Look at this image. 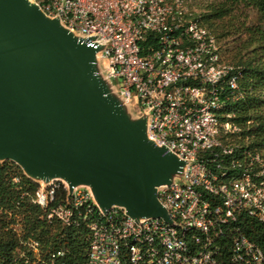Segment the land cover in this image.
<instances>
[{
    "label": "built area",
    "instance_id": "built-area-1",
    "mask_svg": "<svg viewBox=\"0 0 264 264\" xmlns=\"http://www.w3.org/2000/svg\"><path fill=\"white\" fill-rule=\"evenodd\" d=\"M28 2L98 48L110 94L133 121L147 118L148 139L184 163L158 188L168 221L118 206L105 213L89 186L24 173L37 184L31 202L41 221L87 239L84 264H264V159L223 140L241 132L227 112L241 99V71L186 0ZM21 219L9 223L19 236ZM9 264L70 263L65 249L29 236Z\"/></svg>",
    "mask_w": 264,
    "mask_h": 264
},
{
    "label": "water",
    "instance_id": "water-1",
    "mask_svg": "<svg viewBox=\"0 0 264 264\" xmlns=\"http://www.w3.org/2000/svg\"><path fill=\"white\" fill-rule=\"evenodd\" d=\"M98 51L28 0H0V161L35 180L89 186L105 213L168 221L158 188L184 163L110 94Z\"/></svg>",
    "mask_w": 264,
    "mask_h": 264
},
{
    "label": "trees",
    "instance_id": "trees-1",
    "mask_svg": "<svg viewBox=\"0 0 264 264\" xmlns=\"http://www.w3.org/2000/svg\"><path fill=\"white\" fill-rule=\"evenodd\" d=\"M186 5L203 26L214 32L220 45L222 40L232 36L230 30L235 28L234 22L238 18L235 13L240 7L251 8L264 18V0H216L205 14L193 11L187 1ZM236 31V34L245 33L248 40L231 53L233 65L241 71V99L231 102L227 112L233 114L231 121L241 132L232 135L230 141L225 137L223 140L239 152L259 154L264 159V29L243 24ZM36 190L37 184L16 163L0 161V264H9L20 248L21 238L29 236L41 239L46 250L65 249L70 264H84L87 239L80 237L74 229L60 224L48 227L41 221L42 210L31 202ZM10 215L13 216L11 221L16 216L22 218V236L9 228Z\"/></svg>",
    "mask_w": 264,
    "mask_h": 264
},
{
    "label": "rangeland",
    "instance_id": "rangeland-1",
    "mask_svg": "<svg viewBox=\"0 0 264 264\" xmlns=\"http://www.w3.org/2000/svg\"><path fill=\"white\" fill-rule=\"evenodd\" d=\"M188 5L198 14H205L207 12V8L214 3L216 0H186ZM238 17L234 22L235 28L230 30L233 34L231 37L224 39L221 41V48L223 51V57L229 63L232 62L231 53L234 49L241 47L247 40L248 36L245 33L236 34V29L240 28L243 24H246L250 27H261L264 29V18L259 15V13L251 8L240 7L239 10L235 13ZM228 20L226 22V25ZM228 27V25H227ZM232 29V28H231ZM107 61L102 58H96V70L97 74L101 77V75L105 74V70L107 68ZM112 85H117L115 80L111 81ZM128 111V109H127ZM130 111V110H129ZM139 125L147 127V118L139 117L137 118ZM236 140V138H234Z\"/></svg>",
    "mask_w": 264,
    "mask_h": 264
},
{
    "label": "bare ground",
    "instance_id": "bare-ground-1",
    "mask_svg": "<svg viewBox=\"0 0 264 264\" xmlns=\"http://www.w3.org/2000/svg\"><path fill=\"white\" fill-rule=\"evenodd\" d=\"M99 57V56H98Z\"/></svg>",
    "mask_w": 264,
    "mask_h": 264
}]
</instances>
